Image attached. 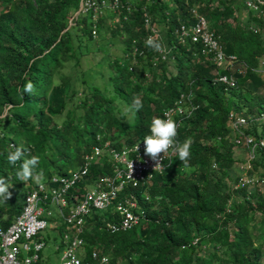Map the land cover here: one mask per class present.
Masks as SVG:
<instances>
[{"label": "trees", "instance_id": "16d2710c", "mask_svg": "<svg viewBox=\"0 0 264 264\" xmlns=\"http://www.w3.org/2000/svg\"><path fill=\"white\" fill-rule=\"evenodd\" d=\"M253 1L258 10L248 8L244 0H153L148 12L153 22L164 26L170 47L168 58L155 66L149 61L152 49L138 40L143 35L139 9L125 19L119 14L104 37L111 38L105 42L122 40V64L117 67L115 58L105 59L107 69L115 71L107 72L109 88L89 84L78 96L61 67L70 58L92 57L90 52L104 41L101 33L98 41L91 37L90 14L78 13L67 27L79 0H0V177L11 192V199L0 203V227L18 214L24 192L38 181L16 178L20 162H7L10 146L23 147L26 157L38 156L35 172H42L45 180L79 165L95 134L115 147L150 134L152 118H161L163 108L181 91L191 90L196 108L181 122L176 139H192V170L184 171L174 152L162 172L124 188L119 199L132 194L135 210L143 213L129 228L117 227L119 215L113 206L90 210L81 233L82 257L96 249L108 256L109 264H260L264 195L255 188L230 191L228 180L235 177L229 171L236 160L226 119L229 110L245 116L264 114V77L256 71L264 68V0ZM191 7L210 21L224 54L235 55L231 86L215 80V65L204 58L199 44H181L173 36L179 22H189ZM132 38L143 55L135 56L139 68L129 70L131 58L125 54ZM100 61L97 57L94 66ZM28 81L35 91L21 97L17 89ZM136 97L143 105L139 111L131 108ZM259 121L251 122L247 132L264 134V120ZM252 171L258 180L264 179L262 152L252 161ZM110 172L104 155L77 183L78 193L96 176ZM107 223L116 227L110 229ZM64 229L67 226L60 223L57 231Z\"/></svg>", "mask_w": 264, "mask_h": 264}, {"label": "built area", "instance_id": "2783aa9c", "mask_svg": "<svg viewBox=\"0 0 264 264\" xmlns=\"http://www.w3.org/2000/svg\"><path fill=\"white\" fill-rule=\"evenodd\" d=\"M152 2L153 0H79L78 13L90 14V35L95 38L99 28L98 21L105 17L106 12L122 14V19H125L127 14L138 8L143 27V35L138 40L142 46L145 47V40L150 36L163 45L162 51L151 50L149 61L155 66L157 61H165L168 58L170 47L162 40L160 30L148 12V6ZM244 4L252 10H258L253 0H244ZM188 13L189 22H179L172 31L173 36L181 44L187 42L199 44L204 58L215 65L213 70L216 74L215 80L225 87L231 86L234 79L230 69L235 63V55L224 54L218 36L211 31L210 21L203 14L195 7H191ZM251 30L255 32L254 27ZM138 40L131 39L129 52L126 54L131 58V63L136 60V55H143V50L138 48ZM260 63L263 65L264 61L261 60ZM128 69H132L130 65ZM222 70L228 73H221ZM237 71L242 72L241 69ZM256 71L264 77L263 67L257 68ZM191 97V90L181 91L169 105L163 108L161 118L173 119L179 128L181 122L196 108ZM226 119L230 141L234 147L240 148L244 153L239 165L240 173L229 184V189L230 191L238 188L254 189L252 187L260 180L252 171V161L258 152L264 154V134L252 135L247 132V126L253 121L264 120V114L245 116L229 110ZM143 137L129 145L116 148L111 141L103 140L100 134H95V142L83 154L79 165L68 169L65 173L52 174L46 180L36 181L24 192L18 214L6 227H0V264H49L40 258V250L44 242L37 235L46 228H57L56 224L60 223H64L68 230L64 229L58 233L59 241L54 245V249L60 250L61 253L59 264H103L104 258H107L109 264L108 256L96 249H90L87 258L82 257L81 233L84 219L90 210H103L109 206H113L118 212L119 229L129 228L143 217L141 211L135 210L137 206L133 195L129 194L119 199V193L126 187H135L139 183L146 182L154 172H162L169 166L174 154L172 149L163 153V168L154 169V162L144 155ZM139 143L137 150L136 145ZM104 155L108 157L111 172L96 176L90 184L85 185L82 192L78 193L77 183L84 178L92 165L101 164ZM211 166L214 168L215 163L213 162ZM50 206H54V210ZM106 225L110 229L116 227L113 224Z\"/></svg>", "mask_w": 264, "mask_h": 264}, {"label": "rangeland", "instance_id": "374dc122", "mask_svg": "<svg viewBox=\"0 0 264 264\" xmlns=\"http://www.w3.org/2000/svg\"><path fill=\"white\" fill-rule=\"evenodd\" d=\"M212 3H216V0H211ZM118 15L116 13L112 12H107L105 14V17L102 18L103 21H100L102 24V27H99V30L97 31V36L94 38L96 41H98L99 37L98 34H103V40L100 41L102 45H99L96 47L97 51L95 50L94 52L91 51L89 55L92 57H78V60L75 61L74 59L70 58L66 60L62 67L61 71L64 74L65 79L68 80L70 84V89L71 91L73 90V94L76 93V95L79 96V91L81 92L80 88H85V91L87 89V85L89 84H96L98 87L108 86V74L111 72H115L114 69L108 68L106 66V61L108 60L109 62L111 59L115 58L118 62L117 67H119L122 62H123V53L120 51L122 40L119 37H113L112 42H105L106 39H111V38H105L106 32V27H111ZM157 27L160 30L162 40L166 42V35H165V29L164 26L160 21H157ZM104 32V33H103ZM92 48H95V45H92ZM126 56V54H125ZM97 57H101V61L97 63V67L94 66V63L97 61ZM107 59V60H105ZM129 65L131 68L138 69L139 68V63L135 60L133 63L129 62ZM94 66V67H93ZM93 67V68H92ZM234 68L233 66L231 67ZM171 70H173L171 68ZM108 72V74H107ZM75 103V100L68 104V107L71 108L73 104ZM62 117V116H61ZM244 153L242 150L238 147H233V157L236 160V163L233 165V167L230 169L229 173L235 177L240 173L239 171V165L243 160ZM234 181V180H233ZM233 181L228 180L229 184H231ZM252 188L257 189L261 194L264 195V179H260V182L253 186ZM233 197V196H231ZM231 200V198H230ZM52 210H54V206H50ZM54 212V211H53ZM258 216L257 220L258 221ZM59 226V224H56ZM58 227L57 228H46L45 230H42L38 233L37 237L41 239L44 242V246L40 250V258L41 260L43 259L49 264H59V258H60V250H55L54 245H56L59 241V234H58ZM260 264H264V253L262 254L260 261Z\"/></svg>", "mask_w": 264, "mask_h": 264}, {"label": "clouds", "instance_id": "9594fccd", "mask_svg": "<svg viewBox=\"0 0 264 264\" xmlns=\"http://www.w3.org/2000/svg\"><path fill=\"white\" fill-rule=\"evenodd\" d=\"M145 46L158 52L163 49L162 43L158 42L151 36L145 40ZM17 91L21 94V97H23L24 94L32 95L35 91V85L31 81H28L22 88H18ZM142 106V101L138 97L133 99L131 108L139 111ZM165 116H167V113H165ZM177 128L178 125L173 119L160 117L152 118L149 127L150 134L144 136L142 142L144 146V155L154 162V169L163 168L162 154L172 149L182 163L183 170L186 172L192 170L188 161L191 155L190 149L193 141L191 138H186L182 143L178 142L176 140ZM139 146L140 143L136 145L137 150L139 149ZM6 159L7 162L13 166L20 162L19 169L16 171L15 175L21 182H26L30 179L41 181L43 173L35 172V169L40 162L38 156H31L30 158L26 157L23 147L10 146ZM9 188L10 186L6 179L0 177V203H6L11 199ZM103 264H107V258H104Z\"/></svg>", "mask_w": 264, "mask_h": 264}, {"label": "water", "instance_id": "95a60500", "mask_svg": "<svg viewBox=\"0 0 264 264\" xmlns=\"http://www.w3.org/2000/svg\"><path fill=\"white\" fill-rule=\"evenodd\" d=\"M79 7H80V4L78 5V8H77V10L74 12V15L69 19V22H68V25H67V27H69L70 25H71V19L74 17V16H76L77 14H78V11H79ZM67 27L66 28H64L63 30H62V32L64 31V30H66L67 29Z\"/></svg>", "mask_w": 264, "mask_h": 264}, {"label": "crops", "instance_id": "0c3cea01", "mask_svg": "<svg viewBox=\"0 0 264 264\" xmlns=\"http://www.w3.org/2000/svg\"><path fill=\"white\" fill-rule=\"evenodd\" d=\"M106 13H107V12H106ZM237 14H238V16L240 17V15H241L240 12H238ZM101 19H102V18H101ZM242 152H243V151H242Z\"/></svg>", "mask_w": 264, "mask_h": 264}]
</instances>
